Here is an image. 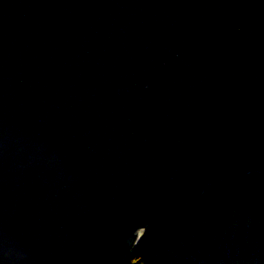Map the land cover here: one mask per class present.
I'll return each mask as SVG.
<instances>
[{
    "label": "water",
    "instance_id": "95a60500",
    "mask_svg": "<svg viewBox=\"0 0 264 264\" xmlns=\"http://www.w3.org/2000/svg\"><path fill=\"white\" fill-rule=\"evenodd\" d=\"M252 170L264 0H0V264H122Z\"/></svg>",
    "mask_w": 264,
    "mask_h": 264
},
{
    "label": "rangeland",
    "instance_id": "374dc122",
    "mask_svg": "<svg viewBox=\"0 0 264 264\" xmlns=\"http://www.w3.org/2000/svg\"><path fill=\"white\" fill-rule=\"evenodd\" d=\"M259 175L260 171L252 170L234 177L247 179L250 186ZM256 190L264 193V186L259 185ZM245 204L229 201L222 208L224 213L215 211L210 223L204 222L205 228L198 237L190 236L189 243L168 247L160 257H154V264H264L263 220ZM145 230L140 229L141 236Z\"/></svg>",
    "mask_w": 264,
    "mask_h": 264
},
{
    "label": "trees",
    "instance_id": "16d2710c",
    "mask_svg": "<svg viewBox=\"0 0 264 264\" xmlns=\"http://www.w3.org/2000/svg\"><path fill=\"white\" fill-rule=\"evenodd\" d=\"M239 173L242 174L236 172L218 183L208 185L205 191L198 198L189 201L182 211L146 229L122 264H154V257H160L168 247L185 245L189 243L190 236L198 237L199 232L205 228L204 222L209 224L215 211L224 213L222 208L229 201L245 202L246 207L250 205L249 208L262 217L264 229V193H258L256 190L257 186H264V175L260 173L261 175L256 176L248 186L250 182L247 179L235 178ZM256 217L258 219L259 216Z\"/></svg>",
    "mask_w": 264,
    "mask_h": 264
}]
</instances>
